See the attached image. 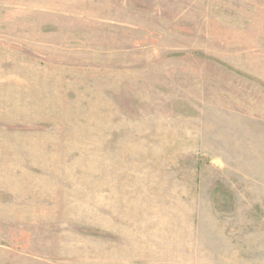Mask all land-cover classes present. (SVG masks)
<instances>
[{
  "label": "rangeland",
  "instance_id": "1",
  "mask_svg": "<svg viewBox=\"0 0 264 264\" xmlns=\"http://www.w3.org/2000/svg\"><path fill=\"white\" fill-rule=\"evenodd\" d=\"M0 264H264V0H0Z\"/></svg>",
  "mask_w": 264,
  "mask_h": 264
}]
</instances>
